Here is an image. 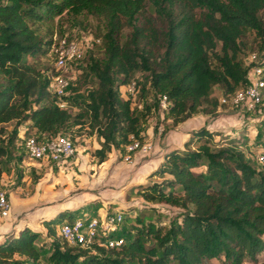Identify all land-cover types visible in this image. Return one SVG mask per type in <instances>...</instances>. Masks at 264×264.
<instances>
[{
  "label": "trees",
  "instance_id": "16d2710c",
  "mask_svg": "<svg viewBox=\"0 0 264 264\" xmlns=\"http://www.w3.org/2000/svg\"><path fill=\"white\" fill-rule=\"evenodd\" d=\"M144 1L0 0V179L9 169V143L18 135L15 128L7 130L12 120L29 121L34 128L31 134L44 139L65 134L57 132L68 124L81 125L87 114L88 126L96 128L102 138L94 150L100 161L118 137L125 144L130 135L142 141L138 125L147 114L136 112L131 100L118 92L119 85L129 83L136 70L150 72L148 87L166 95L165 117L174 122L198 112L204 101L211 102L212 109L218 106L219 98L210 99L214 85L224 86L221 94L226 98L246 85L239 38L245 29H253L264 49V19L258 14L264 0H151L180 7L177 14L168 10V28H160L161 41L154 26L146 29L134 24ZM196 7L204 8L199 17L193 13ZM63 12H88L109 24L104 41L107 58H92L87 64L97 82L86 92V102L76 114L68 108L77 104L74 99L48 88L51 74L57 71L48 72L38 61L46 53L53 58L54 40L52 34L40 32L39 24H53ZM124 25L134 28L120 40ZM152 41L157 47L161 42L160 55L153 56V49L144 45ZM99 42L100 38L94 43ZM254 64L264 68V56ZM62 100L67 104L60 105ZM262 117L255 122L264 124ZM215 133L205 126L193 128L183 148L165 151L164 161L134 189L153 205L165 202L179 207V215L155 222L152 215L139 210L138 222H129L133 235L129 233L115 247L97 241L71 244L58 231L62 214L44 217L47 233L54 236L47 260L52 264H204L223 256L228 264L256 262L264 249V162L245 154V139L236 135L216 139ZM251 159L263 166L256 167ZM122 210L124 217L130 213ZM39 235L26 226L5 233L0 239V264H47L41 260L46 244L38 243Z\"/></svg>",
  "mask_w": 264,
  "mask_h": 264
},
{
  "label": "rangeland",
  "instance_id": "374dc122",
  "mask_svg": "<svg viewBox=\"0 0 264 264\" xmlns=\"http://www.w3.org/2000/svg\"><path fill=\"white\" fill-rule=\"evenodd\" d=\"M170 9L173 14H177L180 7L176 3L173 6L166 3L157 5L151 0H145L141 11L134 15V24L146 29L154 26L157 29L159 41H161L160 28H168V10ZM203 10L204 8L196 7L193 9V13L199 17ZM258 14L261 19H264V9L259 10ZM108 25L106 20L88 12L78 15L63 12L59 17H55L53 24H39L42 34L46 32V36L52 34V37L65 36L75 39L83 48L82 56L68 63L67 72L65 71L72 79L64 93L77 102L76 105H68L73 114L81 111L80 108L86 102V92L97 82L94 74L86 69L87 64L92 58L100 61L107 58L104 41ZM133 28L134 26L124 25L118 34L119 39L127 38ZM48 29H51L53 33L47 32ZM97 37L100 38V42L95 44ZM159 43L158 47L154 41L144 45L146 48L153 49L151 52L155 56L160 55L163 51V46L161 42ZM93 44L94 47L90 50L89 48ZM260 44L261 38L253 29H245L239 38V55L246 67V74L251 73L255 66L254 63L264 56V49ZM38 61H40L41 67H48V72L61 71L55 66L53 58L48 53L39 56ZM149 78L148 70H136L132 73L129 82H135L133 89L128 88L129 83L118 87L120 97L129 98L136 112L147 114L138 126L142 135L141 140L151 143V149L148 152L135 151L131 154V160L125 159V143L120 137L107 152L105 159L103 161L98 159L94 150L101 146L102 138L96 128L91 130L88 126L89 117L87 114L82 117L81 125L68 124L63 130L57 132L71 135L74 142L73 155L62 162H45L42 159L30 157L23 149L22 138L33 133L34 128L26 120H21L20 123L17 120H12L7 123L8 132L15 128L18 135L9 143L6 157L9 169L0 179V188L6 191L11 202L9 216L0 221L8 225L6 231L12 227L14 229L11 231L16 232L17 229L26 226L39 232L38 243L46 244L41 259L43 262L52 264L46 256L50 254L51 243L54 239L53 235L47 233V227L42 223L41 218L45 216L57 218L59 214H62L58 217L59 223L74 219L78 212L84 210L91 214L102 215L107 209L111 213H115L119 208L127 209L130 213L125 214L126 219L122 224V229L116 231V234L123 235L126 239L129 233L131 235L134 233L129 222L130 220L138 222L136 213L139 210H141L140 212L145 211L142 213L146 214L145 216L152 215L155 222L159 220L167 222L173 216L179 215L181 211L179 207L165 202L153 205L134 192V189H137L139 182L145 180L149 170L159 162L163 150L167 151L173 146L183 148V140L190 137L193 128L205 126L214 130V132H218L213 135L216 139L225 140L235 135L240 139H245V143L249 142L243 143L242 147L246 150L249 149L248 152L252 154L253 158L258 154V150L264 151V124L260 121V119H264V101L257 106L253 114H250L254 116V119L248 128L244 126L248 113L244 112L242 116L239 110L230 105L231 103L220 101L214 109H212L211 102L204 101L199 106L198 112L181 122H174L171 117H165L164 110L160 105V95L148 87ZM223 90V85H214L210 99L219 98L220 100ZM146 106H149V111H146ZM258 116L263 117L258 120L260 122H255ZM235 130L237 133H234ZM7 137L9 136L7 135ZM198 144V142L194 143L193 148ZM251 162L256 167L263 166V163L255 160L251 159ZM164 176L171 177L169 174ZM157 179L161 178L157 176ZM25 198L28 199V208L20 210ZM36 205L44 207L45 210L42 211V215L34 218L33 212ZM150 206H155L156 209L153 210ZM157 209L158 211H155ZM223 258V256L213 257L206 260L204 264H228ZM242 264H264V249L258 253L256 262L244 260Z\"/></svg>",
  "mask_w": 264,
  "mask_h": 264
},
{
  "label": "built area",
  "instance_id": "2783aa9c",
  "mask_svg": "<svg viewBox=\"0 0 264 264\" xmlns=\"http://www.w3.org/2000/svg\"><path fill=\"white\" fill-rule=\"evenodd\" d=\"M95 41H99L96 38ZM89 46V44H87ZM55 66L61 71L52 73L48 88L61 96L64 90L70 85L72 77L68 76L65 71L68 63L76 58H80L83 54L81 44L75 39L64 37H54L51 48ZM255 56V54H253ZM135 87V82L129 83V89ZM264 101V68L255 65L251 73L246 74V85L235 91L232 97H221L220 102H229L243 116L244 112L249 113L244 126L249 127L253 121V114L259 104ZM228 103V104H229ZM168 99L166 95L160 96V105L164 110L167 107ZM60 105H66L65 101H60ZM257 120V118H256ZM24 151L34 159H42L46 162H62L73 155L74 142L68 134H57L44 139H37L30 134L23 138ZM125 159L131 160V154L135 151L148 152L151 149V143L148 141H140L138 138L130 135V140L124 146ZM249 149L247 156L252 154ZM256 158L264 162V151L258 150ZM249 154V155H248ZM11 202L6 191L0 188V219L9 216ZM124 211L119 208L115 213L109 211L102 215L91 214L90 212H78L72 220L61 221L58 225V231L66 240L71 243L82 242L91 243L97 241L98 244H103L110 247L119 246L125 240L123 235L116 234L123 224ZM106 237H103L105 236Z\"/></svg>",
  "mask_w": 264,
  "mask_h": 264
},
{
  "label": "crops",
  "instance_id": "0c3cea01",
  "mask_svg": "<svg viewBox=\"0 0 264 264\" xmlns=\"http://www.w3.org/2000/svg\"><path fill=\"white\" fill-rule=\"evenodd\" d=\"M28 123H30L29 121H28ZM234 133H237V131L235 130L234 131ZM185 141V139L183 140V142ZM172 148H178V146H173ZM164 151L165 150H163V154H162V157H161V159H159V162L157 163V164H155V166H153L150 170H149V172H148V174H147V178L146 179H149V177H148V175H149V173L151 172V170L152 169H154L155 167H157L163 160H164ZM46 162V161H45ZM4 174V173H3ZM2 179V178H1ZM145 179V180H146ZM145 180H141L140 182H143V181H145ZM139 182V183H140ZM23 201L24 202H22V204H21V206H20V210H23V209H27L28 208V199L27 198H25V199H23ZM41 205V204H40ZM34 212H33V217L34 218H36V217H39V215H42V211H44L45 209H44V207H37V205L36 206H34ZM122 209V208H121ZM109 209H107V211H108ZM106 211V212H107ZM102 214H104V213H102ZM46 218H48V216H45ZM1 220V219H0ZM41 220H42V218H41ZM6 226H8L7 224H3L1 221H0V239L3 237V234H5V233H7V231L9 230V231H11L12 229H14V228H10V229H8L7 231H6ZM20 229V228H19ZM19 229H17V231L19 230ZM2 235V236H1Z\"/></svg>",
  "mask_w": 264,
  "mask_h": 264
}]
</instances>
